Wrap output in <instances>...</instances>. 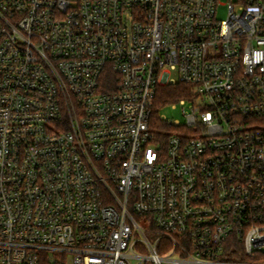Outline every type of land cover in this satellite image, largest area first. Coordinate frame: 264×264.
I'll list each match as a JSON object with an SVG mask.
<instances>
[{"label": "built area", "instance_id": "2783aa9c", "mask_svg": "<svg viewBox=\"0 0 264 264\" xmlns=\"http://www.w3.org/2000/svg\"><path fill=\"white\" fill-rule=\"evenodd\" d=\"M219 3L0 0V264H264V0Z\"/></svg>", "mask_w": 264, "mask_h": 264}, {"label": "trees", "instance_id": "16d2710c", "mask_svg": "<svg viewBox=\"0 0 264 264\" xmlns=\"http://www.w3.org/2000/svg\"><path fill=\"white\" fill-rule=\"evenodd\" d=\"M189 87L183 83L161 86L158 90V96L154 108V115H157L166 104L177 101L187 96Z\"/></svg>", "mask_w": 264, "mask_h": 264}, {"label": "rangeland", "instance_id": "374dc122", "mask_svg": "<svg viewBox=\"0 0 264 264\" xmlns=\"http://www.w3.org/2000/svg\"><path fill=\"white\" fill-rule=\"evenodd\" d=\"M218 12L217 15L219 18H226L229 13L228 3L237 2V0H219ZM187 106V105H185ZM182 106L178 105L177 107L166 106L160 109V113H163L170 120H180L184 121V116L182 114Z\"/></svg>", "mask_w": 264, "mask_h": 264}]
</instances>
